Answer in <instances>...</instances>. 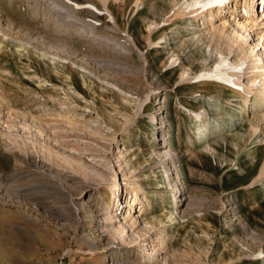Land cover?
I'll list each match as a JSON object with an SVG mask.
<instances>
[{
	"label": "rangeland",
	"instance_id": "rangeland-1",
	"mask_svg": "<svg viewBox=\"0 0 264 264\" xmlns=\"http://www.w3.org/2000/svg\"><path fill=\"white\" fill-rule=\"evenodd\" d=\"M173 1L0 0V264H264L262 111L204 73L226 41ZM262 1L214 21L257 83Z\"/></svg>",
	"mask_w": 264,
	"mask_h": 264
},
{
	"label": "bare ground",
	"instance_id": "bare-ground-1",
	"mask_svg": "<svg viewBox=\"0 0 264 264\" xmlns=\"http://www.w3.org/2000/svg\"><path fill=\"white\" fill-rule=\"evenodd\" d=\"M225 1H227V0H190V1H188V0H183V1L174 0L173 4H172V11H171L172 14L171 15L174 16L175 19L177 18V15L179 18V15L184 16L185 14L194 15L195 17L202 16L203 21H204L203 23L206 24V27H205L206 30H208V32H210L212 35L211 38L212 37L216 38L218 36L219 38L224 40L223 41L224 43L226 41L225 47L223 46L222 49L221 48L217 49V52L219 53V60L216 64L215 68L211 69V70L205 68L203 71H204V73H209V71H210V73L216 74L224 83H227V84H230L231 86H233L237 93H240V95L244 96V100H243L244 103H246L248 100L251 99L250 96L251 97L254 96L255 99H253V100L257 101V102H255L257 105H255V103H254V107L255 108L258 107L260 109V111H262V116L264 119V103H263V100H264V78H263V81L261 83H257L256 80H254V79L251 80L250 78L247 81H244V78L246 77L245 75H247V73H249V72L251 73L252 71H257L256 70L257 68L255 69V67H256L255 55H256V53L253 54L254 50L252 47H251L252 49L249 47L247 48L246 45L249 42L247 41V37L245 35L246 33L234 31V33L227 34L226 33V26H227L228 21L223 16L220 17V20H221L220 24L215 25V22H214L215 18L219 17L222 14L223 10H225V9H223L224 8L223 5L225 4L224 3ZM102 2L107 7L109 0H102ZM262 2L264 3V0ZM215 7L217 8V10H215ZM107 9H108V7H107ZM181 18H183V17H181ZM247 22H245V23L235 22V23L241 29L244 28L245 30H248L247 29V26H248ZM151 30H152V27H151ZM225 50H227L226 53L224 52ZM230 54H232V56H234L236 58L234 60H230V58H231V56H229ZM263 75H264V69H263ZM241 76H243L242 79H241ZM247 76H249V75H247ZM182 77L185 79L189 78V80H190V78L192 76H190L188 72H184L182 74ZM251 78H252V76H251ZM195 116H196V118H198V120L201 121V123L199 124L200 132H204L202 129L204 127L203 126L204 124H202L204 116L199 112H195ZM207 127L205 129H207ZM256 132L262 133L261 130H257ZM128 184H129V186H132L133 182L129 180ZM132 189H134V191H132V192H135V188L132 187ZM113 193H114V191H113ZM135 195H137V192H135ZM134 201H135V199L133 200V196H131V198L129 200H126V204L124 205V207H126L127 205L129 207V209L127 210L128 215H126L127 218H126V216H124V218H126L127 221L132 220L133 213L131 211L130 206L132 207ZM107 218L109 219V221L112 224H113V222H114V224L116 223L113 220L114 216L111 214V212L108 213ZM119 230H120L121 234L126 232L125 227L122 228V230L121 229H119ZM92 247L93 246H90L89 249ZM90 251H92V250L90 249Z\"/></svg>",
	"mask_w": 264,
	"mask_h": 264
},
{
	"label": "snow or ice",
	"instance_id": "snow-or-ice-1",
	"mask_svg": "<svg viewBox=\"0 0 264 264\" xmlns=\"http://www.w3.org/2000/svg\"><path fill=\"white\" fill-rule=\"evenodd\" d=\"M87 7H91V5H87Z\"/></svg>",
	"mask_w": 264,
	"mask_h": 264
}]
</instances>
